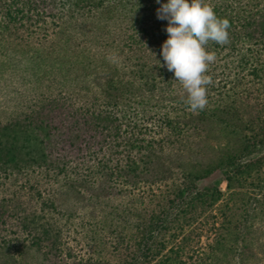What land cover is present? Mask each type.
<instances>
[{
  "label": "trees",
  "instance_id": "16d2710c",
  "mask_svg": "<svg viewBox=\"0 0 264 264\" xmlns=\"http://www.w3.org/2000/svg\"><path fill=\"white\" fill-rule=\"evenodd\" d=\"M167 2L0 0V33L15 29L36 38L43 30L45 38H50L47 26L54 25L61 31L58 38L67 54L55 60L65 65L62 80L70 92L68 105L74 108L64 117L65 126L55 109H51L52 117L41 114L38 125H0V176L23 177L29 171L28 164H36L39 173L58 178L67 192L83 200L87 201V196L109 199L125 192L132 196L133 205L111 206V212L102 217V228L108 231L98 233L102 236L97 242L100 249L93 259L65 253L57 237L31 225L34 222L29 221L26 211L2 202L0 264L184 263L189 244L186 238L180 240V235L203 219L208 221L223 195L215 186L199 187L196 183L232 166L236 155L223 150L217 153L221 155L217 164L214 153V160L207 164L190 160L179 163L169 146L174 143L173 137L185 133L194 136L197 130H206L203 124L212 123V106L217 99L224 105L226 99L238 95L236 112L243 102L251 100L261 106L258 113H264V93H260L264 89V0H205L218 17L229 20L230 42L207 45L217 59L207 73L213 81L208 86V104L197 113L185 104L186 94L174 80V73L160 67L164 64L162 45L168 39V21L157 18V9ZM87 24L108 31L100 37L104 47L97 52L77 49L75 38L87 36ZM104 38L116 39L109 42ZM7 41L0 38L4 49L21 52V46ZM219 70L226 88L233 77L236 88L244 83L249 86L238 94L234 88L233 95H227L219 86L222 79L217 81L215 76ZM78 90L86 94H77L76 99L84 101L76 107L71 95ZM175 114L179 119H172ZM50 119L59 124H52ZM211 135L208 131L201 142L210 150L207 140ZM245 138L248 146L255 144L252 136ZM260 138L258 142L262 143L264 136ZM257 167L248 164L239 175H251L254 169L259 173ZM234 179L233 175L227 177L229 189ZM20 212L24 214L19 216ZM212 227H207V232H217ZM231 235L234 241L246 243L241 250L228 248L227 253L239 251L235 254L240 259L237 264H264V246L260 251L254 248L259 237L252 232ZM216 236L207 249L215 253L217 261L227 255L224 250L228 239ZM204 255L208 259L209 253Z\"/></svg>",
  "mask_w": 264,
  "mask_h": 264
},
{
  "label": "rangeland",
  "instance_id": "374dc122",
  "mask_svg": "<svg viewBox=\"0 0 264 264\" xmlns=\"http://www.w3.org/2000/svg\"><path fill=\"white\" fill-rule=\"evenodd\" d=\"M46 29L49 30L47 33L51 36L50 38H45L46 32L43 30L36 35V38H31L32 36L28 38L27 33L16 32L15 29L0 33V38L10 40L7 42L12 46H21L19 49L21 52H11L4 49V42H0V125L14 123L38 125L41 114L42 117H52L54 112L51 109H55L59 111L63 119L62 124L65 126L67 122L64 121V117H68L74 110L68 105L70 92L62 80V76H65V65L55 60L57 57L65 56L67 48L58 38L61 32L58 28L49 25ZM107 32L98 30L97 25L87 24V36L75 38L77 49L80 51L86 48L97 52L100 47H104L99 42L102 41L100 37ZM114 39L116 38L103 40L110 42ZM215 76L217 81L222 79L220 82L222 85L219 86L227 95L232 96L234 88L238 94L244 92L249 86L244 83L236 88L235 77H233L229 78L230 82L226 88V85H223L222 71L219 70ZM260 93H264L263 88ZM77 94H86V92L78 90L71 95L73 103L79 107L84 99L77 100ZM216 101L217 104L212 106V123L210 125L202 123L206 130L201 128L194 136L185 133L179 138L173 137L174 143L169 146L178 156L179 163H188L190 160L198 164H207L210 160H214V153L215 160L217 158L215 164H217L218 157H221L217 153L223 150L236 155L232 166L218 169L210 178L196 183L199 187L215 186L223 195L211 211L208 221L203 219L180 235V240L186 238V244H189L187 253L182 258L183 264H203L207 261L208 264H237L240 259L235 254L239 251L227 253L228 248L241 250L246 243L241 239L234 241L235 237L231 239L232 233L252 232L260 238L254 244V248L260 251V248L264 246V186L262 184L264 139L262 143L258 142L260 137L264 136V113L259 114L261 106L251 100L243 102L239 112H236L235 106L239 105L238 95L226 99L227 104L224 105L218 104L221 102L219 99ZM235 101L237 104L234 103ZM254 116L258 118L254 119ZM172 119L177 120L179 117L175 114ZM50 122L59 124L52 122L51 119ZM62 131L64 132L65 128H62ZM208 131L212 132L207 140L211 150L201 143ZM245 136H252L255 139V144L250 143L252 147L248 146L247 141L244 142ZM29 148L34 150L32 145ZM248 164L259 166L257 168L261 171L256 173L254 169L251 175L244 172L239 175V171H244V167ZM36 167V164H28L29 171H26L23 177L0 176V213L2 202L12 207L22 208L21 210L26 211L27 216H30L29 221L34 222L31 225L42 228L50 236L59 239L65 253L68 252L75 257L97 259L100 249V247L97 248V242L99 237L102 238L98 233L104 234L108 231L102 228L104 226L102 217L111 212V206H128L129 208L133 206L132 196L123 192L110 196L109 199H90L91 196H87L86 201L77 197L76 194L67 192V187L62 186L63 183L58 178L47 177L45 172L39 173L41 170ZM229 175L235 178L230 183V189L227 181ZM18 201L23 203L22 207ZM23 214L20 212L18 215ZM212 226L217 228V232H207V227ZM95 229L97 232L94 231ZM218 234L228 239L224 250L227 255L220 256L216 261L215 253L208 252L207 246L213 238L217 239ZM205 252L209 253L208 259L204 255Z\"/></svg>",
  "mask_w": 264,
  "mask_h": 264
},
{
  "label": "clouds",
  "instance_id": "9594fccd",
  "mask_svg": "<svg viewBox=\"0 0 264 264\" xmlns=\"http://www.w3.org/2000/svg\"><path fill=\"white\" fill-rule=\"evenodd\" d=\"M157 18L168 21V39L162 45L164 64L159 62L160 67L174 73L189 109L202 111L208 104V86L213 83L207 73L217 59L207 45L229 43L230 22L218 17L205 0H168L157 9Z\"/></svg>",
  "mask_w": 264,
  "mask_h": 264
}]
</instances>
